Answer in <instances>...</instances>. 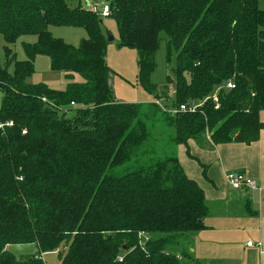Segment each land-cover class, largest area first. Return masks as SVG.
Segmentation results:
<instances>
[{
	"label": "trees",
	"instance_id": "trees-1",
	"mask_svg": "<svg viewBox=\"0 0 264 264\" xmlns=\"http://www.w3.org/2000/svg\"><path fill=\"white\" fill-rule=\"evenodd\" d=\"M71 1L0 0V264H46L41 255L62 245L61 264H207L191 249L210 207L176 147L259 140L264 9L259 0H107L121 44L138 51L142 87L156 96L145 104L114 97L100 15ZM53 25L87 37L74 47ZM163 34L167 60L177 52L174 95L156 93L151 79ZM27 35L37 40L23 42L27 59L18 60L12 45ZM38 55L65 74L64 89L27 82ZM192 102L196 111L180 110ZM16 244L40 254L18 259Z\"/></svg>",
	"mask_w": 264,
	"mask_h": 264
},
{
	"label": "rangeland",
	"instance_id": "rangeland-1",
	"mask_svg": "<svg viewBox=\"0 0 264 264\" xmlns=\"http://www.w3.org/2000/svg\"><path fill=\"white\" fill-rule=\"evenodd\" d=\"M81 4L82 7L90 9L93 5L103 7L108 4L107 0H72L71 5L77 6ZM102 21V29L106 35V61L112 70L111 82L114 97L120 102L131 103H145L149 104L156 100L155 94H150L144 90L139 81V66H138V51L134 48L124 46L121 44V37L117 21L112 17L99 16ZM49 31L56 37L64 40L68 44L78 47L82 40L87 37V32L82 27L73 26H49ZM112 38V39H110ZM37 37L34 35L22 36L16 43L12 45L14 52L16 53L18 60L27 59L23 42H35ZM6 42L3 38H0V57L4 61L5 53L4 46ZM177 64V52L172 49L170 60H167V40L165 35H162L160 47L156 53V68L152 74V82L156 85L157 92L159 94L167 93L172 94L173 84L169 81V78H173V68ZM74 81L80 82L82 78L76 74ZM27 82L31 84L43 83L50 88L56 90H62L70 82L66 79L63 72L54 71L51 69L50 59L46 55H38L35 59V72L28 78ZM173 96V95H172ZM2 93H0V102ZM161 103L171 107V99L162 97ZM201 103V102H200ZM170 104V105H169ZM203 104V103H202ZM73 109V106L70 107ZM170 109V108H168ZM73 110L68 111V116L73 115ZM159 136V135H157ZM210 148H212L210 146ZM209 149V148H208ZM176 154L179 156V146L176 147ZM190 155V154H189ZM187 159L197 161L198 167L202 171V177L204 176L205 167L199 164L197 159L190 158L185 155ZM207 171V168H206ZM220 186V178L217 179ZM221 187L224 188L221 184ZM218 189L215 186L210 185L207 189L208 201L211 204V217L215 220L219 227L210 234L213 236L214 241L207 245H203V251L207 254L210 261H216L215 264H247L249 260L257 259L258 264H264V255L261 257L260 252L255 255L250 252L248 242H252L255 245L262 244L264 250V228L255 223V220L251 218L238 217L240 213L246 211L248 217V211L246 210V194L242 190H233L229 185L230 193L236 200L223 202L220 199V192L222 188ZM237 195H240V200ZM212 198H215L212 200ZM230 203V204H229ZM228 209V212L236 217L232 222V229H225V225L222 224V217L220 212ZM229 231V233H227ZM66 245H62L58 251L43 253L41 256L46 264H61L60 252H64ZM9 250L18 258H25L30 254H40L39 248L36 244H16L10 245Z\"/></svg>",
	"mask_w": 264,
	"mask_h": 264
},
{
	"label": "crops",
	"instance_id": "crops-1",
	"mask_svg": "<svg viewBox=\"0 0 264 264\" xmlns=\"http://www.w3.org/2000/svg\"><path fill=\"white\" fill-rule=\"evenodd\" d=\"M259 5L261 9H264V0H259ZM261 119L264 122V111L261 113ZM179 146V156L178 159L184 168L186 174L196 180L198 184L204 189L206 198L208 186L213 185L216 189L221 187L220 199L223 202H228L232 199L236 200L233 195L230 193L229 183L227 181V175L232 171H241L245 173L248 177L257 181L259 188L258 189H244L242 190L246 194V211L240 213L238 217L251 218L255 220V223H258L259 226L264 228V128L261 131L260 138L258 141L253 142L251 145H246L243 143H227L219 144L212 146L210 139L201 142L195 140H190L188 145L180 144ZM210 146L212 148H210ZM209 148V149H208ZM190 154V155H189ZM190 158L197 159L199 164L207 166L206 175H204L206 180L202 177V171L198 167L197 161L191 162L190 159H187L186 156ZM220 178L221 184L219 186L217 179ZM238 190V189H233ZM240 200V195H237ZM215 198H212L214 200ZM241 201V200H240ZM232 202V201H231ZM230 204V203H229ZM208 205L211 209V204L208 201ZM211 211L205 219V224L207 228L202 232H199L192 237V249L191 252L194 257L205 261L208 264L210 258L203 251V245H207L214 241L212 234L218 226L215 220L211 217ZM222 217V224L225 225V229H232V222H234L235 215L228 212L226 208L225 211L220 212L219 214ZM212 232V233H211ZM229 233V231L227 232ZM249 247V246H248ZM250 252H253L255 255L259 253L257 247H250ZM259 255V254H258ZM213 261V260H212ZM247 264H258L257 259L249 260Z\"/></svg>",
	"mask_w": 264,
	"mask_h": 264
},
{
	"label": "built area",
	"instance_id": "built-area-1",
	"mask_svg": "<svg viewBox=\"0 0 264 264\" xmlns=\"http://www.w3.org/2000/svg\"><path fill=\"white\" fill-rule=\"evenodd\" d=\"M91 10H93L95 13L101 15V16H105L108 17L110 14V8L109 5L106 4L103 7H98L97 5H93L91 8ZM228 88H234V85L232 82L228 83ZM172 94L174 95L175 92L173 91ZM214 102L216 103V107H219V101H218V97L215 95L213 97ZM159 105H161L162 107L168 109L169 110H173L172 107H168L167 105H163L161 103V101H158ZM201 105V103L199 104L198 102H192L191 104H184L179 106L181 111H196L197 108ZM175 111V110H174ZM8 125H11V123H8ZM3 125H0V128H2ZM227 181L229 183V185L233 188V189H238V190H244V189H258L259 185L257 183L256 180L248 177L245 173L241 172V171H232L227 175ZM248 246L249 247H257L261 257H263L264 255V250L262 248V244L259 245H255L252 242H248Z\"/></svg>",
	"mask_w": 264,
	"mask_h": 264
},
{
	"label": "water",
	"instance_id": "water-1",
	"mask_svg": "<svg viewBox=\"0 0 264 264\" xmlns=\"http://www.w3.org/2000/svg\"><path fill=\"white\" fill-rule=\"evenodd\" d=\"M110 39H112V38H110Z\"/></svg>",
	"mask_w": 264,
	"mask_h": 264
}]
</instances>
